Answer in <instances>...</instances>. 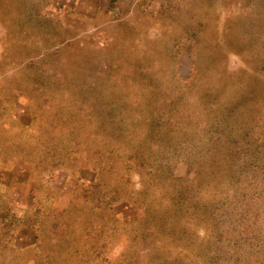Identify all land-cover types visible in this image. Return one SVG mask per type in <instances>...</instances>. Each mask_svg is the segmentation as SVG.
<instances>
[{"label": "rangeland", "instance_id": "374dc122", "mask_svg": "<svg viewBox=\"0 0 264 264\" xmlns=\"http://www.w3.org/2000/svg\"><path fill=\"white\" fill-rule=\"evenodd\" d=\"M72 2L0 0V168L110 264H264V0Z\"/></svg>", "mask_w": 264, "mask_h": 264}, {"label": "crops", "instance_id": "0c3cea01", "mask_svg": "<svg viewBox=\"0 0 264 264\" xmlns=\"http://www.w3.org/2000/svg\"><path fill=\"white\" fill-rule=\"evenodd\" d=\"M73 1L69 10L83 25L93 16H110L114 0ZM117 1L129 7L133 0ZM9 165L0 168V264H110L91 234L79 236L72 228L70 232L67 216V221L58 214L49 216V205H60L63 191L57 193L59 200L54 194L47 205L46 194L30 181V171Z\"/></svg>", "mask_w": 264, "mask_h": 264}]
</instances>
